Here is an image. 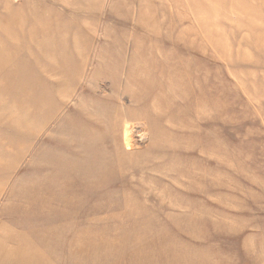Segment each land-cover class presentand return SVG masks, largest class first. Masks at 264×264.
<instances>
[{"label":"rangeland","instance_id":"obj_1","mask_svg":"<svg viewBox=\"0 0 264 264\" xmlns=\"http://www.w3.org/2000/svg\"><path fill=\"white\" fill-rule=\"evenodd\" d=\"M0 264H264V0H0Z\"/></svg>","mask_w":264,"mask_h":264},{"label":"bare ground","instance_id":"obj_2","mask_svg":"<svg viewBox=\"0 0 264 264\" xmlns=\"http://www.w3.org/2000/svg\"><path fill=\"white\" fill-rule=\"evenodd\" d=\"M63 93H64V92H63ZM63 93H62V94H63ZM80 102H81V101H80ZM85 116H86V115H85ZM81 130L84 131V126L81 127ZM82 133H83V132H82ZM117 153H118V154H122V152H117ZM102 155H103L102 153H99V154L96 155V160H95V161H96V162H95L96 167H98L99 165L103 164V161H104V160L101 161V157H102Z\"/></svg>","mask_w":264,"mask_h":264}]
</instances>
